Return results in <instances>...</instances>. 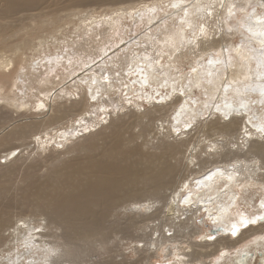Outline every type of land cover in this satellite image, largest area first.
Instances as JSON below:
<instances>
[{"label":"bare ground","instance_id":"bare-ground-1","mask_svg":"<svg viewBox=\"0 0 264 264\" xmlns=\"http://www.w3.org/2000/svg\"><path fill=\"white\" fill-rule=\"evenodd\" d=\"M31 1L36 0H4L0 17L17 8L29 11ZM110 2L114 7L102 12L71 13L63 29L50 24V33L37 43L0 40V108L6 111L0 122L33 117L1 138L10 143L0 157L5 162L21 153L14 141L29 138L38 151L54 156L62 149L65 155L100 126L113 129L101 156L76 159L31 196L61 233L39 218L20 217L5 233L0 226V264H78L76 244L104 235L108 218L127 199L134 201L130 207L143 205L148 224L156 223L152 236H159L149 240L147 252L172 257V263L164 264H204L202 258L211 254L212 264H218L232 249L231 264H252L256 254L248 247L225 248L219 242L228 240L233 247L264 234V222L258 221L231 235L232 224L264 215V198L253 214L248 202H239V190L246 187L256 186L264 194V132L258 131L264 128V0ZM46 15L22 17L20 23ZM166 108L172 110L168 119L154 115ZM114 115L135 120L117 124ZM214 120L225 128L212 138L206 130H218ZM151 123L155 136L173 140L160 153L134 159L139 150L126 147L124 134ZM234 123L236 133L230 135ZM96 148L91 140L85 149L91 154ZM178 154L185 162L181 171L187 173L180 172L175 182L180 168L172 160ZM165 189L170 190L165 206L146 212ZM198 214L206 219L205 236L188 230ZM165 227L174 229L168 238ZM191 234L214 246L213 253L167 250Z\"/></svg>","mask_w":264,"mask_h":264},{"label":"rangeland","instance_id":"rangeland-1","mask_svg":"<svg viewBox=\"0 0 264 264\" xmlns=\"http://www.w3.org/2000/svg\"><path fill=\"white\" fill-rule=\"evenodd\" d=\"M3 1L4 0H0V10H2L4 7ZM110 1L112 0H36L34 2L31 1L29 11H24L25 9L22 10L20 8H17L14 9L9 15L0 17V27L4 28V35L0 38V40L4 42V39L7 38L9 42H11V44L15 45H20L23 41L37 43L40 38L50 33V24L55 23L56 27L60 26V29H63L65 26H68L66 25V23L67 21H69V15H71V13L83 11L84 15H86L87 12H91L93 10L102 12L109 7H114L112 6ZM131 1L132 3H138L141 0ZM43 12L47 15L45 17H42V19H39L37 21L30 20L25 22L24 25L20 23L22 17H29L31 19V17L39 15L41 13L44 15ZM56 30L59 29L55 28V31ZM89 95L90 94L88 93V97L90 98ZM5 112L6 111L4 109L0 108V115L4 114ZM171 113V108H166L160 112L155 113L154 115L157 118L168 119ZM113 118H115L113 120H116L115 123L117 124H121L124 122L130 123L135 120L134 118H124L123 116L117 118V116L115 115L113 116ZM31 119H33V117L15 120L11 116L10 119L4 118L1 120L2 124L0 122V157L4 154V151H6L8 144H10L4 142L1 143V140L3 138H6L10 133H12V131L14 132L18 130L20 126L24 125L27 121ZM140 119H142L144 122H147L149 120L144 116L140 117ZM213 122L214 127L218 128L219 126L218 130L214 129V131L211 129L210 126L207 127L206 130V134L211 136L212 138L216 137V132H218L220 128H225V124L222 121L214 120ZM3 124L4 126L5 124H7L6 128L3 126ZM235 126L237 127V123H234L232 125V130L228 132L230 135H233V133L235 135ZM100 127L96 129L97 133H93L92 137L80 138L79 140L75 141L74 149L70 153L65 155L60 154L62 149H60L59 152L55 153L54 156H51L48 153L38 151L36 143H32L31 139L29 141V138L26 140L24 139V143L21 140L12 142V144H14L15 146L20 147V155L14 161L5 162L7 158H0V226H5L4 233L5 230L9 228L8 226L11 224L13 225L20 217L43 219V222L48 223V227L53 228V233H61L62 230L54 227L55 225L52 224L53 221L50 220V216L48 215V213L44 211V208H41L39 204L40 202L35 197L31 196L39 193L40 191L38 189L41 186L45 185L51 180H56V176L59 177V174L61 172L64 174L68 170L69 166L73 165L74 163H77L78 161H84L86 158L89 157V155H93L95 157H98V155L101 156L102 154L100 155V153H103L107 146L109 147L108 144H110L109 140L113 129L109 128L107 124L103 125L102 128ZM143 130L141 129V126H132L126 131L127 133L124 134V143L126 147H129L128 149L133 151H136V148L137 150H139L136 151V157L134 159H136L138 155L145 156L154 155V153H160L163 145L168 140H173L172 138H165L162 134L160 136H155L156 129L154 125L152 128V123L147 128H143ZM166 130L167 128L165 129V131ZM91 140L96 143L97 148L96 150H93L90 154V152L85 148L87 144L91 143ZM76 159H78V161ZM172 162L173 164H176L178 168H180L178 169V173L175 176L176 178L174 179V181L176 182V180L181 177L183 173V175H185L187 171H181V169L184 170L183 167L185 166V162L183 161L181 154H178L175 159L172 160ZM206 165L209 166L210 164ZM198 167L199 166H197V169ZM53 177L55 178L53 179ZM160 194L161 196L157 197L155 204L145 207L146 212H149V209L150 211H153L157 208L165 206L168 201L170 190L165 189L160 192ZM239 194V202H248L250 205V208L248 209L249 212L252 214L258 213V205L264 198L263 190L257 188L256 186H250L246 187L243 190H239ZM154 201L155 200L152 199L151 203ZM120 203V207L118 206V208H116V210L112 212V215L108 218L109 220H107L106 222V231L105 234L103 233L104 235L94 236L89 239L90 242H88L87 240L86 242L78 243L80 246L76 244L77 252L79 255L78 264H164L165 262L172 263L173 261L168 262V259H172V257L165 258L164 256L160 257L156 256L155 254L153 255V253L151 252H147V249L151 247L149 240L151 238L156 239L159 236V233L154 232V235L152 236L153 231H151V229H153L156 223L148 224V221H146L145 219V211L143 205L141 206V209L139 208L140 205L130 207L131 205H133L134 201H129V199L123 200ZM37 206L40 207L38 208ZM164 210H168V207H165ZM47 217L49 218V220ZM50 221L51 224L49 223ZM162 222H158L160 227H163L165 223L168 224V221L166 222L164 220L165 223L163 222L162 226ZM147 224L150 226L149 228L146 227ZM166 227L165 230L163 228V231L164 235H167L165 237L168 238V235H172L174 229H172L171 232H168V228ZM188 230L193 231V234L196 233L195 230H197L200 234H203L204 236L207 235L208 228L206 225V219H204V217L200 214L194 216L193 222L192 224L190 222V229ZM188 230L186 231V233L188 232ZM193 234L177 238V245L175 247H172V245L170 244L167 247V250L171 249L172 252L175 253H178V251L181 250L180 252L185 254H192L193 252L205 253L206 251L208 253H213L214 246H207L208 244H206V242L204 241L205 239L199 237L200 234H197L198 236L194 235L196 237H194ZM257 236L258 239H256ZM254 238L255 240H253ZM255 242H257L258 245H256L257 243ZM219 243L222 247L231 249L234 247H248L250 251H253L256 254L254 260L252 261V264H260L262 260L261 256L264 257L262 247L264 245V234L262 236L256 235L255 237L250 236L249 238H244L242 242L239 241V244L233 247V243H230L228 240H223ZM85 244L88 246H86ZM155 244H157V242ZM144 245H146V247ZM80 248H82V251H80ZM84 248L86 250H84ZM232 250L233 251L228 255V257L217 261L218 264H231V260L236 254V249ZM190 258L192 259V257ZM186 259H189V257L187 256ZM202 259L204 264H212L216 262L215 257L212 254L209 257L204 256ZM198 262L199 260L191 262L190 264H198Z\"/></svg>","mask_w":264,"mask_h":264},{"label":"snow or ice","instance_id":"snow-or-ice-1","mask_svg":"<svg viewBox=\"0 0 264 264\" xmlns=\"http://www.w3.org/2000/svg\"><path fill=\"white\" fill-rule=\"evenodd\" d=\"M41 107H43V105H41ZM258 131L264 132V128H260V129H258ZM209 179H211V177H209ZM185 202H187V200ZM262 207H264V205H262ZM258 221L264 222V215L255 216L251 219L242 218V220L239 221L238 223L232 224L231 235L237 236L242 228H247L249 225H256ZM209 238H211V236H209ZM222 255H223V253H222Z\"/></svg>","mask_w":264,"mask_h":264}]
</instances>
